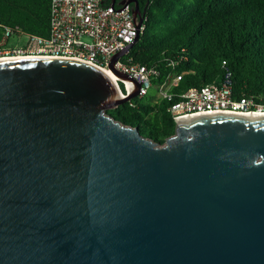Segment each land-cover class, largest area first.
I'll use <instances>...</instances> for the list:
<instances>
[{"label":"water","instance_id":"95a60500","mask_svg":"<svg viewBox=\"0 0 264 264\" xmlns=\"http://www.w3.org/2000/svg\"><path fill=\"white\" fill-rule=\"evenodd\" d=\"M139 36L108 62L126 97L86 62L0 60V264H264V116H188L163 144L115 120Z\"/></svg>","mask_w":264,"mask_h":264},{"label":"trees","instance_id":"16d2710c","mask_svg":"<svg viewBox=\"0 0 264 264\" xmlns=\"http://www.w3.org/2000/svg\"><path fill=\"white\" fill-rule=\"evenodd\" d=\"M115 1L117 6L121 0ZM137 2L146 5L144 27L120 61L152 68L155 90L168 73L181 74L170 87L175 99L189 88L220 82L229 74L234 97H258L264 92V0ZM49 10L50 0H0V37L4 27L16 26L46 36ZM170 103L156 91L155 96H135L107 113L163 144L175 130Z\"/></svg>","mask_w":264,"mask_h":264},{"label":"built area","instance_id":"2783aa9c","mask_svg":"<svg viewBox=\"0 0 264 264\" xmlns=\"http://www.w3.org/2000/svg\"><path fill=\"white\" fill-rule=\"evenodd\" d=\"M131 9L129 4L112 6L106 0H50L48 34L39 36L17 26L4 27L0 37V60L63 58L111 70L108 68L111 57L132 42L137 33L141 34L144 27V18L140 28L136 27ZM120 58L115 69L138 81L137 96H145L152 87L155 71L141 64L122 63ZM114 73L113 81L120 94L128 96L132 83L121 80ZM228 76L226 74L220 82L189 88L175 99L170 87L181 79V74L168 73L156 86V91L161 99L171 100L168 110L175 121L212 112L264 113V92L258 97L236 98L232 95Z\"/></svg>","mask_w":264,"mask_h":264},{"label":"bare ground","instance_id":"6f19581e","mask_svg":"<svg viewBox=\"0 0 264 264\" xmlns=\"http://www.w3.org/2000/svg\"><path fill=\"white\" fill-rule=\"evenodd\" d=\"M109 77H111V79H114L116 77L115 73L112 71V70H107V69H104L103 70ZM244 115H247V116H264V113H243Z\"/></svg>","mask_w":264,"mask_h":264},{"label":"rangeland","instance_id":"374dc122","mask_svg":"<svg viewBox=\"0 0 264 264\" xmlns=\"http://www.w3.org/2000/svg\"><path fill=\"white\" fill-rule=\"evenodd\" d=\"M148 94H149V95H154V96H155V94H156V90H155L153 87H150V88L148 89Z\"/></svg>","mask_w":264,"mask_h":264},{"label":"flooded vegetation","instance_id":"af4514ba","mask_svg":"<svg viewBox=\"0 0 264 264\" xmlns=\"http://www.w3.org/2000/svg\"><path fill=\"white\" fill-rule=\"evenodd\" d=\"M132 6H133V4H132ZM138 8H139V10L140 11H144L145 12V10H146V5L145 6H140V4L138 3Z\"/></svg>","mask_w":264,"mask_h":264}]
</instances>
